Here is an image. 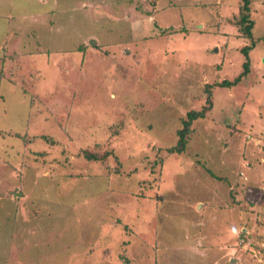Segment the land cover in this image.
I'll return each instance as SVG.
<instances>
[{"label": "rangeland", "instance_id": "rangeland-1", "mask_svg": "<svg viewBox=\"0 0 264 264\" xmlns=\"http://www.w3.org/2000/svg\"><path fill=\"white\" fill-rule=\"evenodd\" d=\"M82 1L0 0V264H264V0L180 152L239 0Z\"/></svg>", "mask_w": 264, "mask_h": 264}, {"label": "trees", "instance_id": "trees-1", "mask_svg": "<svg viewBox=\"0 0 264 264\" xmlns=\"http://www.w3.org/2000/svg\"><path fill=\"white\" fill-rule=\"evenodd\" d=\"M11 7H12V10H13L14 9V0H11ZM252 13H253L252 0H239V2L237 4V9L233 10L231 12L229 11L227 13V18H226V21L228 23H231L237 29L236 35L238 37L248 38V39H251V41H252V45H247V46L242 48V51L244 52V54L246 55V58H247L246 63H244L245 71L242 72L239 76H237L234 80H224L222 82H219L217 85L209 84V83L206 84V86H205V91L207 93V95H206V105H203L200 109L188 108L186 110V114L183 117H181L182 127H180L177 130L178 142H177V144L175 146H172L170 148L171 152L172 151L180 152V151L184 150L185 148H187L188 137H189V134L192 131L193 123L196 122V121L205 119L206 116H208L207 113L210 112L213 109L212 107H213L214 103H212L211 95L213 94L214 87H217V86H220V85H221V87L224 86V85L230 87V86L234 85L235 83H237L238 80H240V78L242 76H244V74L248 70V65L250 64L249 63L250 62L249 61V58H250L249 52L255 46V39H257L256 35H255V32H254L256 21L254 19V15ZM36 28H41L40 30L45 32V34H47V30L45 29L44 24H39ZM183 29H184V27H183ZM203 29H199V30H203ZM37 31H34V32H37ZM48 32H49V29H48ZM262 36L260 35L259 38H262ZM35 38H36L35 42L38 41L39 45L41 44L40 43L41 39H45V41H47L46 37H39V35H37ZM16 43H17V40L15 41V45H17ZM82 44L84 46L83 45L79 46V49L83 48V47H87L86 46L87 44H85V43H82ZM90 45L92 46V44H90ZM24 46H26V45H24ZM14 48H15V46L7 54L1 52L0 58L2 60V62H1L2 63V67L4 66V62L8 58H10L11 61H7V62L12 63V65L16 67L15 68L16 69V76L14 78H19L18 75L21 72V70L23 71V69H22V66L19 67V65L17 64V62L19 60V58L17 56H24V53L22 52L23 49H17V50L14 51ZM7 49H9V47H7ZM25 49H27V48H25ZM47 51H51V49H47ZM11 52H13V53H11ZM41 52H43V51H41ZM28 54H31V52L28 51ZM31 73L33 74V71H31ZM31 76L32 75L30 74V77ZM33 76H34V78H33L34 81H36V75L33 74ZM83 153H84V156L87 159H89V160H92V159L104 160L105 157L107 156V154L100 155L99 153H97V151L93 152V151H90V150H87V149L83 150ZM14 211L15 212H19L18 208H15ZM37 214L38 213H36V215ZM4 215L6 216L5 213H4ZM34 215H35V213H34ZM1 216H2V214L0 213V221H1ZM18 219H19V217H18ZM242 223H244V221ZM244 224H246V223H244ZM241 225H243V224H241ZM33 230H35V227L33 228ZM30 236H34V235H31V234L28 233L27 237H30ZM15 237H17L18 240H17L16 243H12L13 244L12 248H14V249L16 248L15 250H18L17 255H21L22 254L21 251H23L24 247L21 246L20 244H17V243L19 241H24V235L21 237V239H20V235L19 234L17 236H11L10 240L14 242V238ZM239 237H244V238L247 239L248 234L246 233V231L242 230L240 232V234H239ZM258 237H259V239H263L264 235H260ZM258 247H260V246H258ZM261 249H263V247H261ZM116 255L118 256L119 259L129 262L127 256H125V254L123 252L120 253L119 251H117ZM105 256H108V257L111 258L112 256H114V253L110 254V255L106 254ZM8 264H10V263H8Z\"/></svg>", "mask_w": 264, "mask_h": 264}, {"label": "crops", "instance_id": "crops-1", "mask_svg": "<svg viewBox=\"0 0 264 264\" xmlns=\"http://www.w3.org/2000/svg\"><path fill=\"white\" fill-rule=\"evenodd\" d=\"M50 1H51V0H49V1H48V0H43V2H44V3H47V4H48ZM49 4H50V3H49ZM73 6H76V5L73 4ZM84 6H85V0L82 1V6H81V7H84ZM85 7H86V6H85Z\"/></svg>", "mask_w": 264, "mask_h": 264}, {"label": "clouds", "instance_id": "clouds-1", "mask_svg": "<svg viewBox=\"0 0 264 264\" xmlns=\"http://www.w3.org/2000/svg\"><path fill=\"white\" fill-rule=\"evenodd\" d=\"M82 38H84V37H82ZM90 43H91V42H90ZM90 43H89V44H90ZM92 46H94V45H92ZM233 232L235 233V232H236V229H233Z\"/></svg>", "mask_w": 264, "mask_h": 264}]
</instances>
